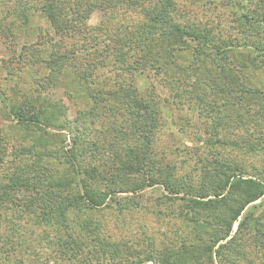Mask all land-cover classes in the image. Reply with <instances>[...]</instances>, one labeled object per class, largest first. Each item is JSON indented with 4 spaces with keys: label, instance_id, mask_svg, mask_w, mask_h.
Returning <instances> with one entry per match:
<instances>
[{
    "label": "trees",
    "instance_id": "16d2710c",
    "mask_svg": "<svg viewBox=\"0 0 264 264\" xmlns=\"http://www.w3.org/2000/svg\"><path fill=\"white\" fill-rule=\"evenodd\" d=\"M6 1L10 5H0V41L16 43L17 29L27 26L34 12L49 23V31L37 32L36 42L21 43L19 48L20 55L31 48L48 50L43 60L47 73L38 76L39 71H33L35 94L16 90L22 95L15 100L0 93L12 126L39 131L51 126L48 110L60 111L57 107L63 106L42 94L51 86L74 94L85 107L83 120L73 128L69 152L63 149V156L55 158L58 167L44 163L49 157L46 153L34 151L31 164L10 176L3 174L0 208L39 211L40 219L56 224L60 244L69 251L73 248L70 254L75 256L85 242L71 235L76 227L71 223V209L75 208L76 216L79 203L87 210L112 204L120 208L118 193H136L160 181L168 191L165 200L179 202L182 216L191 220L190 234L195 240L187 243V238L180 237L172 251L162 247L158 254L163 264H215V258L217 264H230L225 252L236 251L238 240L247 236L252 242L264 241V211L257 216L256 205H252L263 197L264 170L248 176L237 162L203 157L199 183L186 181L190 175L176 183L169 179L175 174L174 164L159 165L153 154L161 107L169 110L172 104L187 101L197 113L210 115L217 139L221 125L229 131L264 127V0H189L186 6L179 0ZM225 7L236 23V37L219 31ZM138 9L143 17L139 22L108 25L104 21L114 22L120 12ZM94 12H100L102 20L92 25ZM213 21L218 26L210 28ZM20 55L15 53L17 59ZM138 73L150 80L148 90L138 88ZM53 112L50 116L55 117ZM85 123L93 128L88 130ZM261 137L257 146L247 144L249 151L264 150V131ZM217 139L221 144L239 145L236 140ZM3 144L0 140V161L5 156ZM33 147L26 151L30 154ZM246 206L250 208L243 213ZM236 221L237 229L230 235ZM90 226L89 220L80 227L95 241L96 227ZM197 227L210 231L201 237ZM99 247L93 249L99 251L96 257L118 256L104 242ZM152 253L149 249L144 258L131 264H148L153 261Z\"/></svg>",
    "mask_w": 264,
    "mask_h": 264
},
{
    "label": "rangeland",
    "instance_id": "374dc122",
    "mask_svg": "<svg viewBox=\"0 0 264 264\" xmlns=\"http://www.w3.org/2000/svg\"><path fill=\"white\" fill-rule=\"evenodd\" d=\"M4 2L9 5L11 3L0 0V5L2 6ZM185 3H190V1L179 0L181 6H186ZM222 10L224 17L219 18L221 20L219 31L228 36L236 37V29L233 27L236 26V23L234 25L231 22L232 17H230L226 7ZM213 17L210 16L209 19H213ZM100 20H102L100 12H94L90 24L100 23ZM141 20L143 17L138 9L134 12H120L114 22L104 21L110 25L119 21L131 23ZM178 22L181 23V20ZM208 25L210 28L218 26L215 21ZM46 29L49 31V23L39 12H34L29 24L17 29L19 39L16 43L0 41V93H3L4 96L6 94L12 99H19L22 95L19 93L20 90L29 93L31 96L32 93L35 94L36 73L33 71L38 70V76L47 73V69L43 66V60L47 56L48 50L46 47L44 50L27 49L23 51L25 53L21 54L23 56L21 57L19 48L21 43L36 42L38 40L37 32ZM2 42L4 45L1 44ZM15 53L20 55L19 59L15 57ZM32 59H36L33 64ZM30 64L32 66L27 68ZM135 81L141 91L148 90L150 87L149 85L147 88L150 80L145 74L138 73ZM153 82L158 84L157 80ZM253 83L258 85L260 82L255 79ZM262 84L264 86V81ZM155 86H158V88L156 87L157 91H162V87ZM42 94L54 99L55 102L59 103V106H61L60 104L63 106L57 107L60 111L53 109L56 113L55 117L50 116L54 114L53 110H48L51 126L42 128L40 131L26 126L17 129L13 127L12 120L7 116V109H5V104L0 95V140L5 146L4 160L0 161V180H2L4 173L10 176L13 171L18 170L17 168L31 164L32 159L35 158L34 151H42L49 156L44 159L46 165L49 164L51 168L58 167L59 164H56L55 158L63 156V149L69 148L70 140L74 136L73 128L83 120L85 105L82 103L83 100L80 101L74 94L65 92L57 86H51L47 92ZM169 106V110L161 107L162 116L159 118L160 127L156 132L153 154L159 165L174 164L175 174H171L170 180L178 183L184 179V176L190 175V179L188 177L185 179L186 181L193 184L199 183L202 178L199 169L203 168L201 165V158L203 157L215 160L220 157L226 161L237 162L241 167L246 168L248 174H251L248 176H256V172L264 170V150L252 149L249 151L247 148V144H249L248 147L257 146V139L261 140L262 138L263 125L249 131H245L244 128L229 131L221 125L220 131L217 132L219 138L217 139L213 125L214 119L210 115L207 117L202 112L197 113L194 105L189 106L187 101L180 105L172 104ZM251 112L252 110L246 114ZM44 121L46 122V120ZM84 126L88 130L93 128V125L89 126L88 123H85ZM249 132L251 134H248ZM222 138L230 141L236 140L239 145H228L226 142L221 144L220 141H216V139ZM37 140L40 141L41 146ZM32 145H34L33 152L29 154L26 148ZM181 160L186 161L182 163ZM160 171L163 172L164 170L160 169ZM128 176L134 177V175ZM161 176L165 177L164 174ZM156 182L157 184L136 193H118L122 206L120 208L112 204V206L103 205L105 207L101 206L97 210H87L79 203L80 208L76 210V216L73 213L75 208L71 209V223L76 226L71 230V235L73 238L78 237V241L85 242L84 248H82L84 251L77 249L75 256L70 254L73 248L69 251L68 247L63 248L60 244L58 233H56V224L53 222L46 223L44 219H40L39 211L21 209L22 207L0 208V264H81L85 258L87 259L84 261L86 264H131L136 263L140 258H144L149 249L153 250L154 257L153 261H148V264H163L160 259L162 254H158L162 247H167L172 251L177 247L175 240L180 237L187 238L189 241L187 243H193L195 240L192 239L193 234H190L193 226L191 220L182 216L184 214L182 213L184 209L180 207L182 205L179 202L166 201L168 191L163 183ZM252 205H256L254 208L255 215L258 216L263 212L264 194L262 198L252 202ZM250 206H246L243 213ZM89 220L92 221V226L89 228L96 227L97 239L95 241H93L94 239L90 240L87 230L80 227L82 222ZM261 221L264 222L263 217ZM237 226L238 221L234 222L230 235L234 234ZM197 229L201 237L205 236L206 231H210L203 227H197ZM60 230H62L61 227ZM261 237L257 233V238ZM101 242L112 248L108 250L115 248L118 256L113 257V259L111 255L96 257L94 253L99 251L93 249L100 248ZM237 242L238 245L234 248L239 253L236 251L225 252L226 259L232 262L230 264H264V241L256 243L244 236L242 240ZM217 246H214V249ZM215 264H217L216 258Z\"/></svg>",
    "mask_w": 264,
    "mask_h": 264
}]
</instances>
